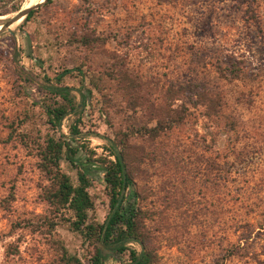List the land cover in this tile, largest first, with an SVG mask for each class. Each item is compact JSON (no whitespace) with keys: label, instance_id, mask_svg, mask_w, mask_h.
<instances>
[{"label":"rangeland","instance_id":"1","mask_svg":"<svg viewBox=\"0 0 264 264\" xmlns=\"http://www.w3.org/2000/svg\"><path fill=\"white\" fill-rule=\"evenodd\" d=\"M26 2L0 0V11ZM37 7L28 22L0 32V264H62L60 247L90 264L79 235L57 220L50 231L42 224L49 214L35 143L61 134L83 147L77 158H95L117 133L131 145L157 264H264V0ZM59 74L77 107L56 131L44 109L61 102L46 90ZM170 120L157 136L147 132ZM82 165L94 177L89 218L101 222L100 170ZM59 167L75 181L63 158Z\"/></svg>","mask_w":264,"mask_h":264},{"label":"trees","instance_id":"2","mask_svg":"<svg viewBox=\"0 0 264 264\" xmlns=\"http://www.w3.org/2000/svg\"><path fill=\"white\" fill-rule=\"evenodd\" d=\"M37 6L29 9L19 27L29 21ZM17 10V6H12L8 10L0 11V16ZM88 42L89 40H85L83 44L86 45ZM60 77L61 74L55 77L56 85H51L46 90L48 94L58 96L61 102L52 106L47 105L44 109L45 124L56 131L67 112L77 107V104L73 103L74 97L70 94L69 88L58 85ZM83 97L81 94V99ZM173 122L174 120L163 124L157 123L147 132L155 137L164 129H169ZM68 132L71 136L78 134L74 126H69ZM73 142L70 137L66 138L60 134L57 138L45 135L41 143H35L37 167L46 181L39 197L49 214L42 224L48 230H52L57 220L63 222L69 231L79 235L90 247L88 257L90 264H157V247L145 223L149 215L138 204L139 194L133 181L134 167L127 160L131 145L127 142L126 135L117 133L115 140H108L106 156L92 158V155L87 154L84 157L82 153L81 162L76 153L78 150L83 152V147L73 146ZM61 158L75 170L74 182L61 171L59 167ZM83 163H95L100 170L107 197V212L101 222L89 218V212L93 208L89 188L94 177L89 169L82 165ZM131 245H137L138 251ZM7 250L16 252L10 245L7 246ZM59 251L62 264H81L79 259L69 256L63 247H60Z\"/></svg>","mask_w":264,"mask_h":264},{"label":"water","instance_id":"3","mask_svg":"<svg viewBox=\"0 0 264 264\" xmlns=\"http://www.w3.org/2000/svg\"><path fill=\"white\" fill-rule=\"evenodd\" d=\"M43 2H44V0L41 1L40 3H37V4L33 5L32 7H27V8H25V9L19 10V11H17V12L15 13V15H14L13 17H11V18H9V19H5L4 21H2V22L0 23V32H1V31H9V26H10L12 23H14V22L17 21V20H20V21H21V20L24 18V16L26 15V13L29 11V9L34 8V7H36L37 5L42 4ZM20 21H19V22H20Z\"/></svg>","mask_w":264,"mask_h":264},{"label":"bare ground","instance_id":"4","mask_svg":"<svg viewBox=\"0 0 264 264\" xmlns=\"http://www.w3.org/2000/svg\"><path fill=\"white\" fill-rule=\"evenodd\" d=\"M37 0H27L26 4H25V8L30 7L32 5H34V3H36ZM41 2V1H40ZM39 3V2H38ZM6 16H0V19L4 18ZM20 20H17L14 22V24L12 23V25H10L9 27L11 28L12 26L16 25Z\"/></svg>","mask_w":264,"mask_h":264}]
</instances>
